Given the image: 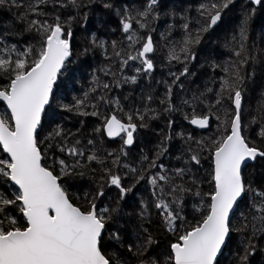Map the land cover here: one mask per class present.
<instances>
[{
	"label": "snow or ice",
	"instance_id": "obj_1",
	"mask_svg": "<svg viewBox=\"0 0 264 264\" xmlns=\"http://www.w3.org/2000/svg\"><path fill=\"white\" fill-rule=\"evenodd\" d=\"M237 3L0 0V264H264V0L229 30Z\"/></svg>",
	"mask_w": 264,
	"mask_h": 264
},
{
	"label": "trees",
	"instance_id": "obj_2",
	"mask_svg": "<svg viewBox=\"0 0 264 264\" xmlns=\"http://www.w3.org/2000/svg\"><path fill=\"white\" fill-rule=\"evenodd\" d=\"M239 19V1L237 3V7L234 10L233 13H231L229 15V17H226V20L229 21V30L232 27H235L236 23L238 22ZM253 25L255 28V34H258L259 30L261 27H264V17H262L259 13L257 14L256 18L253 21ZM225 35L224 32L221 33V42H222V38ZM259 86L257 85L254 90L252 92L249 93V95L247 96V105L253 110V112H255L256 108H257V102L260 99V95H259ZM161 126H162V122H161ZM214 127V126H213ZM197 131H201V130H197Z\"/></svg>",
	"mask_w": 264,
	"mask_h": 264
},
{
	"label": "water",
	"instance_id": "obj_3",
	"mask_svg": "<svg viewBox=\"0 0 264 264\" xmlns=\"http://www.w3.org/2000/svg\"><path fill=\"white\" fill-rule=\"evenodd\" d=\"M201 131H203V130H201Z\"/></svg>",
	"mask_w": 264,
	"mask_h": 264
},
{
	"label": "rangeland",
	"instance_id": "obj_4",
	"mask_svg": "<svg viewBox=\"0 0 264 264\" xmlns=\"http://www.w3.org/2000/svg\"><path fill=\"white\" fill-rule=\"evenodd\" d=\"M239 1V0H238Z\"/></svg>",
	"mask_w": 264,
	"mask_h": 264
}]
</instances>
